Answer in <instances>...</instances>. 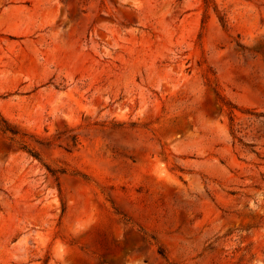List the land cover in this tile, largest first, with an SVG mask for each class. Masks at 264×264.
<instances>
[{
  "label": "rangeland",
  "instance_id": "rangeland-1",
  "mask_svg": "<svg viewBox=\"0 0 264 264\" xmlns=\"http://www.w3.org/2000/svg\"><path fill=\"white\" fill-rule=\"evenodd\" d=\"M0 264H264V0H0Z\"/></svg>",
  "mask_w": 264,
  "mask_h": 264
},
{
  "label": "trees",
  "instance_id": "trees-1",
  "mask_svg": "<svg viewBox=\"0 0 264 264\" xmlns=\"http://www.w3.org/2000/svg\"><path fill=\"white\" fill-rule=\"evenodd\" d=\"M4 126H5L4 129L7 130L8 128H7L6 124Z\"/></svg>",
  "mask_w": 264,
  "mask_h": 264
}]
</instances>
